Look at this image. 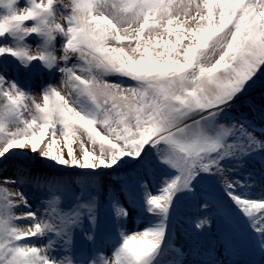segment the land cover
Returning <instances> with one entry per match:
<instances>
[{
    "label": "snow or ice",
    "instance_id": "6c2138e0",
    "mask_svg": "<svg viewBox=\"0 0 264 264\" xmlns=\"http://www.w3.org/2000/svg\"><path fill=\"white\" fill-rule=\"evenodd\" d=\"M257 87L264 0H0V264L264 261Z\"/></svg>",
    "mask_w": 264,
    "mask_h": 264
},
{
    "label": "rangeland",
    "instance_id": "374dc122",
    "mask_svg": "<svg viewBox=\"0 0 264 264\" xmlns=\"http://www.w3.org/2000/svg\"><path fill=\"white\" fill-rule=\"evenodd\" d=\"M55 2L56 0H54V3ZM19 3L21 6H23L26 3V0H19ZM66 3H70V0H60L61 6ZM174 3H180V0H174ZM172 27L175 26L173 25ZM57 48H59V44L57 45ZM49 80L54 84H58L60 82L59 74H57L55 79L49 78ZM26 84H28V86L30 87L32 95L34 97H38L39 96V88L37 87L38 81L35 80L26 81ZM249 100L257 105H259L261 102H264V88L257 87L253 89L251 91ZM59 143L60 142L58 141V144ZM30 166L33 168L35 172H38L41 175H47L52 177L56 176L55 169H46L45 165L40 161L31 162ZM34 167H36V169ZM153 191L155 193V189H153ZM262 191H264V189H262L260 185L257 184L252 191L253 197H258ZM196 213H197V202L195 203L194 200L182 196L179 200L176 201L172 213V219L169 226L171 244L175 245L176 247L184 246L186 244L187 232L189 230L190 220ZM147 222L148 221L144 218H138L136 216H133L126 225V228L130 233H133L140 230L138 229L139 224L145 227L147 225ZM213 227L215 228V225H213ZM114 239H115V234L112 233L108 243L106 244V247L110 248L111 244L114 242ZM108 254L110 256L111 252H109ZM174 258H175L174 253H172L171 250H168L165 256L162 257L163 264H169V261L173 260ZM227 259L232 260L234 264H248L250 260H255L258 262V264L260 262L259 256L253 257L246 254H238L229 257Z\"/></svg>",
    "mask_w": 264,
    "mask_h": 264
},
{
    "label": "bare ground",
    "instance_id": "6f19581e",
    "mask_svg": "<svg viewBox=\"0 0 264 264\" xmlns=\"http://www.w3.org/2000/svg\"><path fill=\"white\" fill-rule=\"evenodd\" d=\"M10 168H11V165H9V171L11 172V169ZM34 168L36 169V167H34ZM194 202L196 203L197 201L194 200ZM143 228L144 227L141 224L138 225V229L142 230ZM259 264H264V261H260Z\"/></svg>",
    "mask_w": 264,
    "mask_h": 264
}]
</instances>
